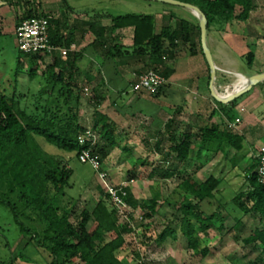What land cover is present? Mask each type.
Returning a JSON list of instances; mask_svg holds the SVG:
<instances>
[{"label":"trees","instance_id":"obj_1","mask_svg":"<svg viewBox=\"0 0 264 264\" xmlns=\"http://www.w3.org/2000/svg\"><path fill=\"white\" fill-rule=\"evenodd\" d=\"M21 1L17 0L18 3ZM181 1L195 4L205 13L208 19L207 30L216 21L225 24L233 20L245 22L256 9L255 0ZM29 2L25 0L28 10L18 18L17 25L31 16L49 17L50 40L58 47L56 27L61 22L60 18H54L34 7L30 8ZM63 2L67 5L65 0ZM237 8H240L239 13ZM93 16H107L111 20L109 27L101 25L100 19L89 23V29L96 37L93 45L97 48L110 49L114 39L107 33L132 28L131 57L142 60L147 57L150 60L142 73L153 69L166 79L169 78L174 67L166 60L175 58L176 48L180 43L192 46L195 36L203 51L199 23L188 19L164 16L162 29L156 33L153 14L95 13ZM173 20L175 27L171 25ZM64 44L67 48L70 46L68 42ZM113 48L122 49L120 45H114ZM124 52L129 50L124 49ZM66 54V58L62 59L55 56V51L42 55L27 54L19 50L18 67H22L24 58L29 63L28 74L32 78L37 77L45 56L52 55L54 58L53 63L47 65L42 72V95L34 102L33 108L22 104L24 95L17 92V86L11 94L0 88V203L10 210L19 231L24 236H30L27 243H33L39 250L48 252L49 264H73L78 261L81 264H124L118 254L126 243L125 233L130 229L120 225L117 212L107 203L108 195L102 183L93 180L98 199L92 209H83L80 217L74 219L78 203L68 192L73 186L71 178L74 170L63 156L43 150L38 141L40 138L58 150L74 153L80 163L78 155L84 147L78 138L88 126L99 136L94 152L98 154L101 164L113 150L122 145L117 124L99 110L97 101L90 125L80 121L83 86L79 83L78 57L68 51ZM244 57L251 67L255 58L254 51L250 50ZM18 75L19 73L16 76ZM53 96L55 103L48 104ZM176 128L175 119H170L165 125L168 137L164 138L159 133L160 139L154 146L161 154L163 163H169L172 159L177 160V165L163 166L158 172L161 178L176 182L166 202L179 212V228L187 240L188 248L196 255L207 256L210 248L202 245L201 234L206 236L215 227L220 232L229 234L244 227L240 218L235 219L231 227L225 225L224 212L231 204L232 208L242 213L254 212L264 219V185L258 182L254 172L256 164L245 173L246 187L240 188L230 202L218 200L216 209H211L221 179L210 175L205 180L198 181L192 173L181 171L178 166L191 161L193 151L199 157L205 148L215 144L226 143L240 151L244 148L245 138L218 124L200 125L195 132L187 129L179 135ZM139 162L142 165L151 164L145 159H140ZM124 190L127 192L126 202L132 209L141 210L142 218L153 219L158 215L160 192L155 191L151 197L139 199L130 186H125ZM169 237L177 238L174 227L167 226L157 240L164 242ZM234 237L237 238V235ZM243 240L246 245L261 246L264 254V228H256ZM258 260L262 261L263 258L259 257ZM0 264L5 263L0 259ZM138 264L146 263L140 261Z\"/></svg>","mask_w":264,"mask_h":264},{"label":"rangeland","instance_id":"obj_2","mask_svg":"<svg viewBox=\"0 0 264 264\" xmlns=\"http://www.w3.org/2000/svg\"><path fill=\"white\" fill-rule=\"evenodd\" d=\"M29 1L30 7H34L38 11H42L43 5L46 4L44 0ZM255 1L256 9L251 12L249 19L243 22L241 28L245 32L249 49L255 53L253 65L256 66L257 70H264V42L259 45V41L264 39V0ZM66 2L79 12L110 15L151 14L156 10L176 7L159 1L147 0H66ZM9 4L12 11L11 20L7 18L3 25H0V88L11 94L17 86V92H22L24 95L22 104L28 108H33L34 102L40 99L39 97L42 95L40 77L44 67L38 69L37 77L34 78L29 76V63L24 58H22V67H18L19 49L16 45L15 36L9 28L10 25L15 27L18 18L26 11V6L25 0L19 3L17 0H0L1 7H6ZM239 12L240 8H237V13ZM219 24L224 25L225 23L220 21L213 23L215 26ZM2 31L4 33H1ZM237 70L250 74L254 69L248 65L247 59L243 57L238 59ZM17 73H19L18 76H16ZM226 75L232 76L233 74L226 72ZM94 97L93 91H87L83 88L82 108L84 112L80 117V121L83 123L87 122V117L94 113L93 109L96 102ZM47 103L54 104L55 97H51ZM120 104L123 106L124 102ZM139 104L140 102L136 100L129 110L132 109V112H135ZM144 133L145 136L149 134L147 131ZM144 135L134 133L128 139L125 134H121L119 136L121 144L127 148H116L102 163V169L107 172L109 182L115 185L130 186L135 197L145 199L151 197L155 191L161 194L158 215L153 219L142 218L143 213L139 209L126 210L114 206L120 225L130 229L125 233L126 243L118 254L124 264H138L140 261L146 264H264L262 247L246 245L243 240L256 228H264V219L254 212L242 213L232 208L233 204L230 208L228 206L227 210L224 209L225 225L231 227L235 219L240 218L245 223L242 230L233 231L229 234L220 232L215 227L210 229L208 235L201 234L202 245L210 248V253L207 256L196 255L188 248L187 240L180 232L179 212L166 202V199L170 198L176 182L173 179L161 178L160 172H158L163 166L177 165V160L170 159L169 163H163L160 157L146 151L141 144ZM125 138L126 141H124ZM38 141L43 150L57 156H63L73 168L74 174L71 178L73 186L68 192L78 203L73 216L74 219H78L81 211L92 209L98 199L96 183L93 182V180L100 181L98 172L91 165L80 163L74 153L58 150L43 139L38 138ZM193 155L191 161L178 166L181 171L192 173L198 181L205 180L210 175H223L224 171L220 172L217 168L205 170V150L199 157L195 155L194 151ZM140 159H145L151 164L142 165L139 162ZM246 162L234 172H224L226 178L215 194L211 209H216L218 200L223 203L230 202L240 188L245 186V170L248 169V161ZM107 203L111 208L113 207L109 198ZM167 226L177 230V238L169 237L164 242H158V235ZM234 235H237V238ZM23 236L24 234L15 225L10 210L0 203V259L5 264H49L48 252L39 250L37 247H17ZM24 238L27 240L30 236ZM259 257H262L263 260L259 261ZM73 264H81V262L78 261Z\"/></svg>","mask_w":264,"mask_h":264},{"label":"crops","instance_id":"obj_3","mask_svg":"<svg viewBox=\"0 0 264 264\" xmlns=\"http://www.w3.org/2000/svg\"><path fill=\"white\" fill-rule=\"evenodd\" d=\"M44 2L46 4L43 5L41 12L60 18L61 21L56 27L59 45L55 50V56L65 59L67 54L62 53L63 49L77 55L79 83L83 88L93 91L99 110L117 124L120 135L125 134V137L130 139L134 133L144 135V131H147L148 137L144 135L141 144L146 151L160 157L161 154L154 144L160 139V134L164 138L168 137L165 125L170 119H175L178 135L187 129L195 132L200 125L218 124L244 136V148L238 151L226 143L205 148V170L217 168L220 172H234L248 161L246 173L257 164L258 151L264 145V83L253 86L228 103L217 101L210 90L209 64L200 50L198 37L195 36L192 46L180 43L176 48L175 58L166 60L174 67V72L157 93H135L132 91V85L150 60L147 57L144 60L131 57L132 28L107 33L114 39L110 49L97 48L93 45L96 37L89 29V23L100 19L101 25L109 27L111 25L109 17L98 18L93 16L95 13L79 12L68 3L66 5L63 0ZM11 13L10 4L6 7L0 6L1 26L5 19L11 20ZM151 14L155 16L156 33L161 31L164 16L168 15L199 23L195 13L182 6L167 7ZM242 24L241 21L233 20L224 25H212L207 30L208 46L217 67L214 87L221 95H228L232 91L227 90L230 85L235 89L242 87L245 84L242 78L264 72L257 70L254 65L251 66L254 70L250 74L237 70L238 59L243 58L250 50L245 32L241 28ZM171 25L175 27V20L171 21ZM16 26L17 24L15 27L10 25L9 28L14 36ZM66 42L70 44L68 48L64 44ZM263 42L264 39H261L259 45ZM114 45H120L122 49L113 48ZM124 49H128L129 52H124ZM53 59L52 55L45 56L41 67L45 69L47 65L53 63ZM56 71H59V68H56ZM226 72L233 75L227 76ZM136 100L140 104L138 109L132 112L129 108ZM121 102H124L123 106ZM83 112L81 108L82 115ZM237 118L240 122L236 123L235 128H231L230 124ZM91 121L92 116L87 117V122L84 123L90 125ZM124 147L121 145L119 149ZM224 172L220 176L214 175L221 179V183L226 178ZM246 184L247 182L244 187ZM24 237L20 239L17 247H36L33 243L28 244V239Z\"/></svg>","mask_w":264,"mask_h":264},{"label":"built area","instance_id":"obj_4","mask_svg":"<svg viewBox=\"0 0 264 264\" xmlns=\"http://www.w3.org/2000/svg\"><path fill=\"white\" fill-rule=\"evenodd\" d=\"M15 40L18 49L27 54H50L57 50V47L51 43L49 36V17L47 16H31L19 22L15 29ZM66 54V50H62ZM167 79L158 71L150 69L139 75L132 85V91L135 93L154 94L165 85ZM85 90L88 91L86 88ZM240 122L237 118L234 123L230 124L231 128L236 127V123ZM79 143L84 147L78 157L82 163H88L98 172V179L104 186L108 198L110 199L113 209L121 208L130 210L131 206L126 202L125 196L127 192L124 187L127 185H115L109 182L108 174L102 169V164L98 154L94 152V147L99 141V136L92 127L88 126L79 135ZM258 182L264 185V145L260 147L257 154V165L254 170ZM115 206V207H114Z\"/></svg>","mask_w":264,"mask_h":264},{"label":"water","instance_id":"obj_5","mask_svg":"<svg viewBox=\"0 0 264 264\" xmlns=\"http://www.w3.org/2000/svg\"><path fill=\"white\" fill-rule=\"evenodd\" d=\"M147 1H159L166 4H171L175 6H182L185 8L191 9L195 15L198 17L199 20V26L201 30V45L203 49V53L206 57V60L209 64L210 68V90L212 93V96L221 103H228L229 101L239 97L243 93L249 91L253 86L264 82V72L253 74L249 76L245 80V85L242 87L235 89L232 88V85L228 86V88L232 89V91L228 95H221L218 93L214 87L215 77L217 73V67L215 65L211 50L208 46L207 42V28H208V19L205 13L195 4L184 2L181 0H147Z\"/></svg>","mask_w":264,"mask_h":264},{"label":"bare ground","instance_id":"obj_6","mask_svg":"<svg viewBox=\"0 0 264 264\" xmlns=\"http://www.w3.org/2000/svg\"><path fill=\"white\" fill-rule=\"evenodd\" d=\"M242 76H243V75H242ZM240 77H241V76H240ZM241 78H242V77H241ZM245 79H246V78H245ZM245 79L242 78V80H244V81H245ZM242 82H243V81H242ZM244 83H245V82H244ZM236 86H238V85H236ZM242 86H243V85H242ZM234 87H235V86H234ZM227 90H228V91H231L230 88H228Z\"/></svg>","mask_w":264,"mask_h":264}]
</instances>
